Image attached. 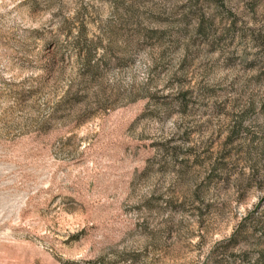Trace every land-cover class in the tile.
Returning <instances> with one entry per match:
<instances>
[{
    "label": "rangeland",
    "instance_id": "rangeland-1",
    "mask_svg": "<svg viewBox=\"0 0 264 264\" xmlns=\"http://www.w3.org/2000/svg\"><path fill=\"white\" fill-rule=\"evenodd\" d=\"M0 264H264V0H0Z\"/></svg>",
    "mask_w": 264,
    "mask_h": 264
}]
</instances>
